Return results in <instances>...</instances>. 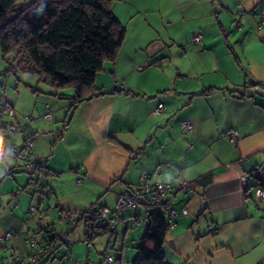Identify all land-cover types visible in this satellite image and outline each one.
<instances>
[{"label":"crops","instance_id":"1","mask_svg":"<svg viewBox=\"0 0 264 264\" xmlns=\"http://www.w3.org/2000/svg\"><path fill=\"white\" fill-rule=\"evenodd\" d=\"M111 9L126 33L116 60L105 61L96 74L101 94L73 104V92H56L35 75L9 72L1 81L6 98L0 90V104L6 99L15 113L0 116L9 129L1 150L21 148L31 138L44 168L8 174L4 168L15 163L0 156V239L15 234L0 257L27 259L38 252L39 260L26 264H63L61 241L49 253L40 251L38 222L44 220L57 233L67 232L73 264H105L102 255L114 254L108 250L119 231L115 260L124 253L133 260L135 244L123 247L142 238L146 214L157 207L127 210L114 242L101 240L97 255L93 240L75 236L81 222L70 227L60 214L114 208L146 171L149 183L192 182L171 201L179 214L165 236L169 264H264V201L254 203L264 180V26H258L264 0H119ZM159 103L164 108L155 112ZM184 121L191 123L185 133ZM14 122L19 129L10 130ZM37 180L48 185L49 196L30 186ZM34 202L37 211L29 215ZM183 206L187 214L180 213ZM29 238L37 241L33 248Z\"/></svg>","mask_w":264,"mask_h":264},{"label":"trees","instance_id":"2","mask_svg":"<svg viewBox=\"0 0 264 264\" xmlns=\"http://www.w3.org/2000/svg\"><path fill=\"white\" fill-rule=\"evenodd\" d=\"M114 1L119 0H33L32 2L31 0H0V52L8 65L3 74L14 72L35 75L39 81L48 84L56 92L62 88H71L73 104L101 94L102 91L95 85L96 74L102 70L105 61L116 60L126 33L125 27L112 12L111 5ZM0 90L1 95L6 92L1 81ZM5 102L8 101L5 99L3 103ZM3 103L0 104V109ZM5 115L1 109L0 116ZM14 124L17 123H12L10 130ZM0 128L1 144L2 139L8 135L9 129L3 121L0 122ZM24 145L21 148L11 146L10 149L22 150ZM10 149L0 156L5 159L11 158L6 155ZM13 161L15 166L6 165L8 174L14 172L16 167L21 168L14 159ZM43 168L44 165L39 162L33 172ZM45 186L48 187L47 184ZM139 186L140 181L135 190L127 192L135 193L139 191ZM145 195L148 197V194ZM143 204L147 208L159 207V209L147 212V227L139 243L134 245L136 255L131 264H169L164 254L165 236L169 230L168 205L141 203L139 206ZM103 207L108 206H91L86 212L75 214L77 219L73 224L64 219L62 213L59 214L60 218L66 220L70 226L83 222L87 242H91L98 235L108 233L109 242L112 243L117 227L112 228L111 224L116 217L117 202L114 208L108 207L112 211L108 218L109 225L96 222V216ZM137 207L127 208L124 211L123 222L126 211L136 209L137 212ZM133 216L138 219V214ZM131 224L134 225L135 222ZM38 226L39 231L43 232L44 228L40 227L39 223ZM46 227L51 233V238L42 237L40 251L46 254L55 250L58 247L56 242L59 240L66 245L67 260L72 261L68 259L71 243L64 239L67 232L57 233L49 223H46ZM111 243H109L110 247H112ZM36 254L38 258V252ZM107 255L109 254L103 253L102 261L105 262ZM105 264L110 263L105 262Z\"/></svg>","mask_w":264,"mask_h":264},{"label":"built area","instance_id":"3","mask_svg":"<svg viewBox=\"0 0 264 264\" xmlns=\"http://www.w3.org/2000/svg\"><path fill=\"white\" fill-rule=\"evenodd\" d=\"M236 24H239L236 22ZM258 26H264V11H261L259 13V21ZM201 35L196 34L193 38V41L195 43H199L201 41ZM3 97H6V92L2 93ZM164 108L162 103H159L157 107L154 109L155 112H161ZM2 112L6 114L7 116H13L14 115V107L13 104L10 102H5L2 104ZM0 109V110H1ZM44 117L47 119H50L52 117V113L49 110L48 106L46 107V112L44 113ZM26 119H30L29 116L25 117ZM191 128V123L188 121H184L182 123V132L185 133ZM12 130H17L18 125L14 124L11 127ZM236 135V132L233 133V136ZM5 134H3V137ZM33 149H34V141L31 138H28L25 141L24 148L22 150H16V149H10L8 152H6V155L12 157L18 165L23 170H26L28 172H33L35 170V167L41 162L44 165V161H40L38 158H36L33 155ZM4 154L3 151L0 148V155ZM6 172H8V168H4ZM148 174L146 171H143L140 174V186L139 191L135 193L130 192H123L119 194L118 201H117V211H116V217L114 220V223L111 224V227L116 228L119 223L123 222V213L127 208H136L141 203H149L152 205H159V204H167L168 205V224L169 226H172L174 224L173 218L174 216H177L179 214L178 211H176L172 205L171 201L175 197V195L179 192L186 193L192 188V182L186 180V179H179L175 183H169V182H158V183H149L147 181ZM247 174H242L240 176V182L242 184H245L247 181ZM35 186L37 189H44L43 194L49 196L50 195V189L49 187L45 186V184L41 183L39 180L35 182ZM148 194V197L145 195ZM255 205L259 206L262 201H264V180L260 181L258 185L255 188ZM146 196V197H145ZM37 211V207L34 205L29 206V215ZM181 214H187V208L183 206L181 208ZM63 218L68 220L69 223L73 224L75 223L77 219V215L67 212H62ZM112 214V211L108 207H103L100 209L96 216V222L102 225H109L108 218ZM40 227L43 229V237L45 239L51 238V233L48 229H46V223L44 220H39ZM133 225V224H132ZM210 232L216 231V229L208 228ZM15 234L11 232H6L3 234V236L0 239V248H5V242L7 239L13 237ZM29 246L33 248L37 241L34 238H29L27 240ZM68 259H71V256H68ZM37 260V254H31L28 256L27 259H24L22 256L18 254L12 255L9 259L7 257H0V264H26V261H29L30 263L35 262ZM115 260V256L112 254L107 255L105 262L111 263Z\"/></svg>","mask_w":264,"mask_h":264},{"label":"rangeland","instance_id":"4","mask_svg":"<svg viewBox=\"0 0 264 264\" xmlns=\"http://www.w3.org/2000/svg\"><path fill=\"white\" fill-rule=\"evenodd\" d=\"M8 67V65H7V63L2 59V53L0 52V81H2V80H5V79H7L6 78V76L3 74V72H4V70L6 69ZM14 77L11 75V79H13ZM70 90V91H69ZM67 93V92H73L72 91V89L71 88H62V89H60V93ZM6 119H8L9 117L7 116V115H5L4 116ZM7 157V156H6ZM7 158H9V157H7ZM9 160V159H8ZM10 161H13V158L11 157L10 158ZM4 166H5V164H4ZM3 166V167H4ZM3 167H1V165H0V178L2 177V175H3ZM16 171H21L22 173L23 172H25L26 174H28L29 175V173H28V171H26V170H23V169H21V168H18V167H16ZM30 186H32L33 188H36V186H35V184H34V182H32L31 181V183H30ZM1 194V193H0ZM8 196H9V193L7 194ZM1 196V195H0ZM8 196H7V198H6V200L5 201H7V199H8ZM38 197H39V195H38ZM6 203V202H5ZM5 205V204H4ZM30 205H34V206H36L37 207V205H36V202H34V203H31ZM5 207H6V205H5ZM27 213H29V209H28V212ZM70 227H72V226H70ZM129 232H132V230H130ZM83 233H84V225H83V222H81L80 223V225H79V227L77 228V230L75 231V236L77 235H80V236H82L83 235ZM130 236H131V234L129 233V236H128V239L130 238ZM118 237H119V239L117 240L118 242H117V244H116V247H114V248H111V249H109L108 251H109V253H114L113 255L115 256V254H117L118 256H120L121 255V250H120V248L122 247V243H121V237H122V233H121V231H119L118 232ZM110 238V236H109V234L108 233H106V234H101V235H98L97 237H95L94 239H93V242L90 244V249H91V251L93 252V254H96V250L98 249V250H101L100 249V242H102V243H104V241L106 240V242L108 241V239ZM116 237H114V239H115ZM82 239H83V237H82ZM102 240V241H101ZM77 242V241H76ZM78 242H80V241H78ZM77 242V243H78ZM83 243H84V241H82ZM72 243V242H71ZM76 243V244H77ZM139 243V240H134V241H131V240H129L128 241V244H126L127 246L126 247H123V249H125L126 248V250H133V245L134 244H138ZM104 250V249H103ZM103 250L101 251V253L103 252ZM66 253H67V248L65 247V255L63 256L64 257V261L62 262L63 264L65 263V264H73V262H71V261H67V256H66ZM71 254V256H72V258H73V260H76L75 258H74V256H73V251L70 253ZM135 254V253H134ZM97 255V254H96ZM133 259V258H132ZM128 261H132V260H130V257H128V255L126 254V253H124V255H123V257L121 258V259H119V260H115L114 262H113V264H118L119 262V264H126V262H128Z\"/></svg>","mask_w":264,"mask_h":264},{"label":"water","instance_id":"5","mask_svg":"<svg viewBox=\"0 0 264 264\" xmlns=\"http://www.w3.org/2000/svg\"><path fill=\"white\" fill-rule=\"evenodd\" d=\"M33 0H31V2H32Z\"/></svg>","mask_w":264,"mask_h":264}]
</instances>
